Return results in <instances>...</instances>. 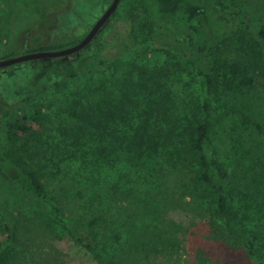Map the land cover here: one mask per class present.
Returning a JSON list of instances; mask_svg holds the SVG:
<instances>
[{"label":"rangeland","instance_id":"rangeland-1","mask_svg":"<svg viewBox=\"0 0 264 264\" xmlns=\"http://www.w3.org/2000/svg\"><path fill=\"white\" fill-rule=\"evenodd\" d=\"M199 1L215 11L209 42L201 36L190 43L176 31V22L160 24L143 0H128L80 55L0 70V116L33 94L48 117L56 118L61 100L75 86L68 78L72 70L81 79L93 71L102 81L132 64L152 71L172 63L169 120L153 119L138 150L129 137L145 124L140 111L118 135L111 129H96L94 136L81 139L54 133L35 156L50 167V202L0 178V222L15 231L14 242L0 236L8 264H249L226 219L217 215V206L193 196V166L183 154L181 134L196 116L211 122L209 150L229 173L226 188L235 229L264 234V63L252 42L239 38L226 18L235 11L264 25V0ZM112 2L0 0V59L10 52L17 57L77 45ZM215 54L240 61L254 87L236 94L221 87L209 92L199 72H209ZM136 155L146 163L135 173ZM101 173L112 182L91 191L81 185L94 179L98 184ZM147 181V195L133 191L134 184ZM81 192L100 197L93 200ZM91 214L100 217L93 234L78 225Z\"/></svg>","mask_w":264,"mask_h":264},{"label":"trees","instance_id":"trees-1","mask_svg":"<svg viewBox=\"0 0 264 264\" xmlns=\"http://www.w3.org/2000/svg\"><path fill=\"white\" fill-rule=\"evenodd\" d=\"M143 1L158 23L167 25L169 21L176 22L178 24L176 31L184 35L190 43L201 36H206L205 41L208 42L212 39L210 32L216 21L215 11L201 1ZM226 18L235 26L239 38H248L252 42L257 51V59L264 63V25L244 13L235 11H229ZM205 49L206 45L200 48L201 51ZM13 57H16L15 52H10L0 60ZM214 57L210 62L209 72H199L209 92L213 93L221 87L228 94H236L254 87V78L248 74V70L240 61L219 58L218 54ZM92 72L89 71L90 76L85 79H81V75L75 70L68 72V78L74 80L75 86L71 87L61 100L56 118L48 117L38 102V97L33 94L26 96L21 105L5 111L0 116V178L3 181L50 202L47 183L48 175L51 174L50 167L36 160L35 156L53 140L55 132L60 131L74 139L92 136L93 130L96 129L106 133L111 129L113 134L118 135L117 133L123 132V127H131L126 122L135 121L131 116L140 111L138 117L145 120V124L139 125L135 129L136 134L129 137L131 145H135V149L138 150L144 144L142 140L145 134L152 129L153 119H160V122L169 120L172 101L168 89V80L172 74L170 61L152 71L147 70L145 66L132 64L117 77L102 81ZM204 110L208 111V106H205ZM211 131V122L205 117L196 116L184 127L181 134L183 154L190 159L193 166L191 180L193 196L208 200L217 206V215L221 219H226L229 231L236 235L235 239L241 243L249 264H264L261 260L264 256V234L247 229H235L236 222L233 219L235 212L226 188L229 173L222 163L210 154ZM134 161L132 170L136 173V168L146 163V159L136 155ZM86 167L89 169L88 165ZM96 176L99 178L98 184H95L98 180L94 179L88 183L83 180L80 182L81 185L91 191L93 187L97 188V185L100 187L112 182L107 181L103 173ZM148 184V181L145 184H134L137 187L135 186L133 191L138 190L141 195H147L145 186ZM85 196L92 197L93 200L100 197L93 192H90V196ZM99 222L100 217L91 214L78 225L86 229L87 233L93 234ZM3 235L14 242V227L0 222V236ZM79 241L83 242V239ZM2 246L0 238V264H8L7 256L1 251Z\"/></svg>","mask_w":264,"mask_h":264},{"label":"water","instance_id":"water-1","mask_svg":"<svg viewBox=\"0 0 264 264\" xmlns=\"http://www.w3.org/2000/svg\"><path fill=\"white\" fill-rule=\"evenodd\" d=\"M121 2L122 0H113L108 10L96 22V24L92 27L90 32L85 36V38L77 45L61 51L35 52L22 56L13 57L10 59L0 60V70L29 62L46 61L52 59H67L74 55H79L81 52L88 49L90 45L93 43V41L99 36V34L102 32V30L105 28L109 20L112 18V16L119 8Z\"/></svg>","mask_w":264,"mask_h":264}]
</instances>
